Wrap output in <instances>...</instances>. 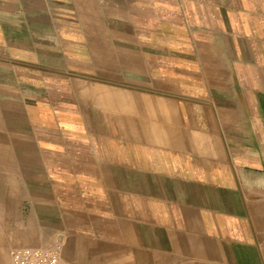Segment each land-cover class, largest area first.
<instances>
[{
    "label": "crops",
    "instance_id": "1",
    "mask_svg": "<svg viewBox=\"0 0 264 264\" xmlns=\"http://www.w3.org/2000/svg\"><path fill=\"white\" fill-rule=\"evenodd\" d=\"M112 64L162 72L166 116L174 109L193 120L148 129L141 148L133 144L132 166L165 176L173 194L157 212L155 195L141 204L133 180V215L165 223L175 233L169 245L203 264H264V0H0V150L12 149V136L27 141L30 123L38 150L61 152L51 157L71 159L69 179L91 182L92 168L107 165L105 133L87 136L60 94L67 72ZM73 83L87 87L83 102L106 107L104 85L94 84L101 93L93 97L92 84ZM52 124V134L70 128L75 140L38 141ZM133 133L140 142V129Z\"/></svg>",
    "mask_w": 264,
    "mask_h": 264
},
{
    "label": "rangeland",
    "instance_id": "2",
    "mask_svg": "<svg viewBox=\"0 0 264 264\" xmlns=\"http://www.w3.org/2000/svg\"><path fill=\"white\" fill-rule=\"evenodd\" d=\"M110 66L107 70L67 72L64 74L67 93L60 94L61 98L67 99L68 112L76 110L74 116L79 117L80 125L89 129L87 136L94 135L95 131L105 133L107 165L92 168L91 182L80 181L71 174L72 179H69L68 174L74 172L71 159L51 157L61 152L38 150L30 123L27 141H19L15 135L7 144L12 149L0 150V264H10V250L23 246L54 248L66 264H203L200 258L186 256L179 247L169 245L175 233L167 229L165 223L147 221L132 213L133 180L140 186V192L136 194H139L141 204H147L149 197L155 195V200H150L156 203L157 212H164L169 207L165 202H171V191L167 196L165 194V188L170 186L165 176L151 175V167L132 166L133 144L141 148L142 140L147 138L143 133L148 129L187 127L193 120L179 116V110L174 109L169 117L166 116L163 87L157 85L163 81L162 72L121 71L115 64ZM79 79L92 84L90 93L93 97H99L101 93L94 84L104 85L102 89L107 91L102 95L108 100L106 107L101 109L97 104L83 102L87 87L73 83ZM152 81L156 82V87L148 84ZM176 91L178 89L173 88L172 94L169 91L168 95L176 99L174 94H179ZM132 94L139 97L134 99L138 113H132ZM149 94L153 99L151 102L144 99ZM44 97L47 99L50 95ZM48 113L56 115L52 111ZM51 127L44 128L38 141L67 144L75 140L72 129L60 134L57 127L54 135L53 124ZM138 128L140 142L138 134L133 133ZM96 142H99L98 134ZM157 150L163 151L158 145ZM117 152L122 153V158L124 153L122 164L116 161ZM80 166L77 168H86L83 164ZM135 169L140 173L138 176L132 174V177L131 172ZM148 171L150 178H155L154 182L148 180ZM116 176L121 180L117 182ZM60 178L70 181L60 182L57 180Z\"/></svg>",
    "mask_w": 264,
    "mask_h": 264
},
{
    "label": "built area",
    "instance_id": "3",
    "mask_svg": "<svg viewBox=\"0 0 264 264\" xmlns=\"http://www.w3.org/2000/svg\"><path fill=\"white\" fill-rule=\"evenodd\" d=\"M10 264H66L54 248L34 246L16 247L10 250Z\"/></svg>",
    "mask_w": 264,
    "mask_h": 264
},
{
    "label": "water",
    "instance_id": "4",
    "mask_svg": "<svg viewBox=\"0 0 264 264\" xmlns=\"http://www.w3.org/2000/svg\"><path fill=\"white\" fill-rule=\"evenodd\" d=\"M60 240H61V236L58 235L57 241L60 242Z\"/></svg>",
    "mask_w": 264,
    "mask_h": 264
}]
</instances>
